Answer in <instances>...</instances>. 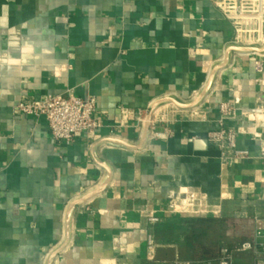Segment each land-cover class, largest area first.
Returning <instances> with one entry per match:
<instances>
[{"label":"crops","instance_id":"crops-1","mask_svg":"<svg viewBox=\"0 0 264 264\" xmlns=\"http://www.w3.org/2000/svg\"><path fill=\"white\" fill-rule=\"evenodd\" d=\"M219 1L0 0V264H48L71 204L106 183L73 210L52 264H174L255 241L264 123L243 110L264 108V53L236 51ZM229 52L197 108L154 109L196 100ZM45 96L95 98L100 129L67 145L44 117L16 114ZM222 103L235 104L234 118ZM151 121L170 135L149 129L144 141ZM222 128L250 159L221 164L208 134ZM236 264H264V248Z\"/></svg>","mask_w":264,"mask_h":264},{"label":"built area","instance_id":"built-area-1","mask_svg":"<svg viewBox=\"0 0 264 264\" xmlns=\"http://www.w3.org/2000/svg\"><path fill=\"white\" fill-rule=\"evenodd\" d=\"M218 9L233 27L234 44L243 48H261L264 46V0H220ZM255 70L264 72V64L260 61L255 63ZM16 114L30 116L36 119L44 117L48 122L52 138L57 142L71 144L79 134H94L101 123L94 118L96 111L95 98L82 100L71 97L65 99L58 96H45L41 100L24 98L16 106ZM220 114L224 119L234 118L237 108L235 104L222 103L219 106ZM243 114H252L256 117L259 125L264 123V108L243 110ZM193 117H201L197 111ZM152 136L155 139H166L170 133L160 134L156 132L154 121L150 123ZM238 133L234 130L222 128L208 134V142L212 144L219 153V160L225 167L250 159V152L238 145ZM255 140L262 143L260 160L264 169V140L260 136H254ZM152 224L159 220L150 218ZM255 241L246 242L235 249L222 248L217 258L200 259L193 261H176L174 264H236L239 254L257 252L264 248L260 243L264 240V218L254 220ZM154 242L152 238L148 241V255L152 256Z\"/></svg>","mask_w":264,"mask_h":264},{"label":"water","instance_id":"water-1","mask_svg":"<svg viewBox=\"0 0 264 264\" xmlns=\"http://www.w3.org/2000/svg\"><path fill=\"white\" fill-rule=\"evenodd\" d=\"M236 51L238 52H242V53H264V48L263 49H251V48H239ZM229 57H230V52L227 54L226 56V60L224 62V64L218 66L211 74V77L209 79V82L206 86V88L204 89V91L198 96V98L196 100H194L193 102L189 103V104H181L179 102H177L174 99H169V100H165L163 102H160L159 104H157L154 109L156 107H158L161 104H165V103H172L174 104L177 108L181 109V110H193L195 108H197L201 102L207 97V95L209 94L211 87L213 85V82L215 80L216 74L217 72H219L220 70L224 69L227 64L229 63ZM264 128V126H263ZM149 129H150V123L146 126L145 129V134H144V141L147 140L148 138V133H149ZM114 145H123V146H127L124 143L121 142H111ZM108 183L104 184L101 188H99L98 190H96L95 192L88 194L87 196L83 197L82 199H79L75 202H73L71 204V206L68 209L67 215H66V238H65V242L64 244L55 252H53V254H51V256L49 257L48 260V264H52L53 260L58 257L68 246L69 241H70V222H71V215L73 210L78 207L81 206L85 203H87L88 201H90L91 199H93L94 197L100 195L106 188H107Z\"/></svg>","mask_w":264,"mask_h":264},{"label":"trees","instance_id":"trees-1","mask_svg":"<svg viewBox=\"0 0 264 264\" xmlns=\"http://www.w3.org/2000/svg\"><path fill=\"white\" fill-rule=\"evenodd\" d=\"M221 249L217 250L216 253H214V254H210L209 251H206L205 254H207V256L202 258V259L217 258ZM198 260H200V259H198Z\"/></svg>","mask_w":264,"mask_h":264},{"label":"rangeland","instance_id":"rangeland-1","mask_svg":"<svg viewBox=\"0 0 264 264\" xmlns=\"http://www.w3.org/2000/svg\"><path fill=\"white\" fill-rule=\"evenodd\" d=\"M226 245H224V247H225ZM223 247V246H222ZM228 247V246H227ZM226 248V247H225Z\"/></svg>","mask_w":264,"mask_h":264}]
</instances>
